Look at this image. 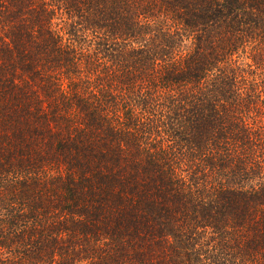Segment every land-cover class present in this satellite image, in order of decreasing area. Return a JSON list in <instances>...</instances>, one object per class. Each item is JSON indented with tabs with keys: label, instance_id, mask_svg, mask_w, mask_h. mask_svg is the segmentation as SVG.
I'll use <instances>...</instances> for the list:
<instances>
[{
	"label": "trees",
	"instance_id": "1",
	"mask_svg": "<svg viewBox=\"0 0 264 264\" xmlns=\"http://www.w3.org/2000/svg\"><path fill=\"white\" fill-rule=\"evenodd\" d=\"M0 264H264V0H0Z\"/></svg>",
	"mask_w": 264,
	"mask_h": 264
}]
</instances>
